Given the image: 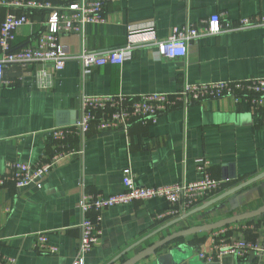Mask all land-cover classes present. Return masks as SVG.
<instances>
[{
  "label": "crops",
  "instance_id": "0c3cea01",
  "mask_svg": "<svg viewBox=\"0 0 264 264\" xmlns=\"http://www.w3.org/2000/svg\"><path fill=\"white\" fill-rule=\"evenodd\" d=\"M5 13L0 6V24ZM214 13L223 21H234L264 13V0H119L106 6L105 22L86 25L82 37L62 35L60 50L75 55L82 48L102 52L122 46L127 24L152 28L164 39L173 27L199 23ZM45 19V13H36L33 25L19 29L15 44L32 40ZM41 67L38 63L5 67L4 78L10 83H0V173L7 171L8 161L35 164L49 158L56 146L47 130L61 126L59 121L77 120L83 94L174 92L184 82L263 74L264 26L201 36L184 57L163 58L154 46H139L122 64L95 66L88 74L82 73L73 58L60 71L48 63L45 68L53 73L51 87L37 85L34 71ZM71 146L81 153L58 162L41 187L0 189V252L15 257V264H72L79 237V195L83 191L104 196L121 192L122 169L127 165L134 183L143 187L197 181L200 160H206L211 175L225 180L229 188L263 172L264 104L253 109L246 99L207 98L161 113L154 122H132L126 132L92 127L83 140L71 141ZM263 204L264 177L155 235L190 210L172 220H158L167 208L162 197L114 205L102 211V235L82 264H110L112 260L111 264H121L167 233ZM39 233L46 234L57 252L34 249ZM227 235L264 246V214L228 225ZM211 237L210 231L187 235L136 264H264V254L254 251L243 257L205 260L201 254H212Z\"/></svg>",
  "mask_w": 264,
  "mask_h": 264
},
{
  "label": "built area",
  "instance_id": "2783aa9c",
  "mask_svg": "<svg viewBox=\"0 0 264 264\" xmlns=\"http://www.w3.org/2000/svg\"><path fill=\"white\" fill-rule=\"evenodd\" d=\"M119 0H0L6 9L0 24V83L9 84L4 78L5 67L9 64L29 66L42 65L34 71L39 87H51L53 73L45 66L50 63L54 71H60L67 59H76L84 74L95 66L122 64L134 48L145 45L155 47L159 57H184L189 45L201 36L222 32L264 26V13L239 17L234 21H223L219 13L211 14L199 23H186L172 28L169 37L159 39L148 27L126 25V42L119 47L102 52L82 48L78 54L67 55L60 50V37L68 34L83 36L86 25L105 22V8ZM35 13H45L41 30L23 45L15 44L19 29L35 23ZM230 97L234 101L246 99L253 109L264 104V73L237 80L211 82H184L174 92H148L138 95L83 94L80 100V114L72 124L55 126L47 134L55 142L56 149L45 161L28 164L8 161L7 171L0 173V189L8 186L22 188L34 185L41 187L50 170L62 159L73 153H81L71 146L74 139L83 140L92 127L96 129L121 128L127 131L132 122H154L157 116L172 109L189 106L207 99ZM196 170L201 174L197 181L174 183L166 186L143 187L134 183L130 166L122 169L123 190L104 196L99 192H81L76 203L79 213L78 245L72 264H82L102 235V211L119 204L136 200L162 197L167 208L157 216L158 220H172L189 210L218 196L229 187L223 179L211 175L208 162L200 160ZM235 224V223H233ZM232 224V225H233ZM231 225V224H230ZM227 226L211 232V255L201 256L205 260L219 259L223 255L243 257L249 251L264 254V246L253 240L233 239L227 235ZM34 249L41 253H55L57 247L48 242L46 234L36 235ZM0 264H15V257L0 252Z\"/></svg>",
  "mask_w": 264,
  "mask_h": 264
},
{
  "label": "water",
  "instance_id": "95a60500",
  "mask_svg": "<svg viewBox=\"0 0 264 264\" xmlns=\"http://www.w3.org/2000/svg\"><path fill=\"white\" fill-rule=\"evenodd\" d=\"M76 120L75 119H70L69 122H63V121H59V125L62 124H72L74 123ZM264 177V171L241 182L238 183L237 185L225 190L224 192H222L221 194H219L216 197H213L211 199H209L208 201L204 202L203 204L193 208L192 210H190L188 213H186L185 215L175 219L174 221H172L171 223H169L167 226L162 227V229L157 230L156 232H154L152 235H155L156 233H158L159 231L164 230L166 227H168L169 225L174 224L175 222H178L181 218H184L187 215H190L192 213H195L196 211H199L217 201H219L220 199L242 189L243 187L259 180L260 178ZM264 214V204L261 205L260 207L250 210V211H246V212H241V213H237L234 215H230L228 217H225L223 219H220L218 221L215 222H210V223H204V224H200V225H195V226H191L182 230H178V231H174L172 233H167L166 235L162 236L159 240L150 243L147 247L141 249L139 252H137L135 255H133L132 257L126 259L125 261H123L121 264H136L137 262L141 261L142 259H145L153 254H155L157 251H159L160 249L166 247L167 245H169L170 243L179 240L187 235L190 234H194V233H198V232H206V231H212L233 223H237L243 220H247V219H252L255 217H258L260 215ZM151 236V235H150ZM148 238V237H147ZM140 242L134 244L133 246L129 247L128 249H126L123 253L129 251V249H131L132 247H134L135 245H138ZM117 259V258H116ZM113 263L110 262V264Z\"/></svg>",
  "mask_w": 264,
  "mask_h": 264
},
{
  "label": "trees",
  "instance_id": "16d2710c",
  "mask_svg": "<svg viewBox=\"0 0 264 264\" xmlns=\"http://www.w3.org/2000/svg\"><path fill=\"white\" fill-rule=\"evenodd\" d=\"M36 14V13H35ZM248 220V219H247Z\"/></svg>",
  "mask_w": 264,
  "mask_h": 264
}]
</instances>
